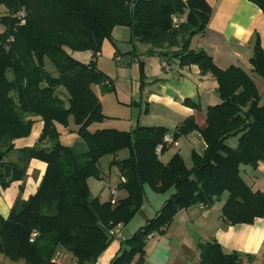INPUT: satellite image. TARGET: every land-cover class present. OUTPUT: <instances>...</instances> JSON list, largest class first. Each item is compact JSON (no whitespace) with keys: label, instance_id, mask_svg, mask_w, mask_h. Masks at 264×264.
Here are the masks:
<instances>
[{"label":"trees","instance_id":"obj_1","mask_svg":"<svg viewBox=\"0 0 264 264\" xmlns=\"http://www.w3.org/2000/svg\"><path fill=\"white\" fill-rule=\"evenodd\" d=\"M250 1L264 12V0ZM0 8L6 10L0 14V186L22 180L32 159L47 163L36 193L17 199L8 218L0 219V252L6 257L25 264H60L55 256L63 248L75 264H95L114 240L110 230L129 223L142 207L146 185L157 193L175 192L153 218L122 240L110 264H144L151 234H163L178 211L196 204L211 207L223 195L226 225L264 219V191H254L242 175V166L257 168L264 162V104L243 68L222 69L207 52L191 49V38L204 34L211 20L207 0H0ZM116 26L130 27L132 40L149 45V52L159 50L178 59L181 67L197 65L201 74L217 81L221 102L208 106L206 125L201 128L189 118L173 134L177 139L200 131L206 148L192 152V167L179 153L168 163L160 160L156 147L168 134L166 127L90 129L107 118L94 87L113 90L97 58ZM77 51L92 52V59H75L71 53ZM47 58L56 75L46 69ZM250 63L264 79L259 37ZM141 78L144 84L142 68ZM33 116L44 122L37 143L16 149L14 141L31 134ZM71 118L88 145L85 153H75L60 140L58 125L68 127ZM235 136L238 144L232 147L227 140ZM123 150L128 156L118 159ZM109 155L114 156L110 166L118 167L125 179L118 188L127 193L114 204L93 197L88 183L101 178L100 160ZM199 249L203 264H240L237 253H224L215 241L201 243Z\"/></svg>","mask_w":264,"mask_h":264},{"label":"crops","instance_id":"obj_2","mask_svg":"<svg viewBox=\"0 0 264 264\" xmlns=\"http://www.w3.org/2000/svg\"><path fill=\"white\" fill-rule=\"evenodd\" d=\"M207 2L213 9L211 20L204 34L191 38V49L207 52L222 69L231 65L239 66L254 79L250 59L254 54L258 37L264 49L263 10L250 0ZM173 50L175 49H170ZM149 51V45L132 40V30L127 26H116L112 40L106 39L103 42L97 64L109 76V85L113 90L104 91L100 86L94 87L107 118L102 123H97L101 128L93 124L90 127L92 131L102 128L132 131L137 126H163L173 135L189 118H193L201 128L206 125L208 106L221 102L215 78L201 74L197 65L181 67L178 59L161 55L159 50L153 53ZM71 54L85 63L92 59L90 51ZM164 63L169 67H165ZM141 68L144 73V84ZM254 81L261 95V103L264 104V79L263 90L260 89L257 80ZM186 100L197 104V107L186 104ZM32 119L34 124L31 134L16 139L14 141L16 149L37 143L44 122L40 116H33ZM58 128L61 132V142L71 147L75 153H85L88 150V145L77 133L78 127L72 118L68 127L58 125ZM63 130L66 132V138L63 136ZM177 141L178 145H170L163 150L160 160L168 163L174 154L179 153L186 165L192 167V164L189 165L187 162L192 152L201 154L206 148L200 131L195 130L182 135ZM172 147H180L181 150L180 152L170 150ZM118 154L117 158L121 159ZM109 156L110 164L114 156ZM113 167L119 172L120 180L109 184L106 200L103 199L105 195L103 191L99 195H94L99 193L95 192L98 180L95 178L88 180L92 196L99 197L103 202L111 199L114 189L117 199L127 195L126 191L118 188L122 177L118 167ZM46 168V162L32 159L22 180L14 181L7 188L0 186V219L8 218L17 199L28 200L36 193ZM242 175L254 191H264V162H259L257 168L242 166ZM174 192L175 189H171L165 193H157L146 185L142 207L129 223L123 225L121 237L115 238L109 244L95 264H110L119 253L122 240L130 238L153 218ZM226 198V195H223L211 207L196 204L178 211L163 234H155L148 240L144 264H203L199 245L213 241L220 244L224 253H237L240 264H264V219L257 217L252 223L226 225L222 217ZM65 255L71 257L75 264V258L71 253L66 252ZM15 262L25 264L23 260H10L0 252V264Z\"/></svg>","mask_w":264,"mask_h":264},{"label":"rangeland","instance_id":"obj_3","mask_svg":"<svg viewBox=\"0 0 264 264\" xmlns=\"http://www.w3.org/2000/svg\"><path fill=\"white\" fill-rule=\"evenodd\" d=\"M4 13H6V10L4 8H0V14H4ZM2 30H4V28L0 27V31H2ZM77 52H85V51H77ZM72 53H76V52H72ZM74 58L79 60V61H81V62H83L82 60H80V59H78L76 57H74ZM45 67H46V69L48 71H50L54 75H56V71L54 69V66L52 65V63L50 62V60L48 58L46 59ZM252 76L254 77L255 80H257L260 89L263 90V78L260 77L259 75L255 74V73H252ZM94 126L98 127V128H101L100 124H95ZM63 136H65L64 138H66V132H64V130H63ZM64 138H63V140H64ZM179 140H180V137H179ZM238 140H239L238 136L231 137V138H229L227 140V143H228V145H230L232 147H236L237 144H238ZM181 141H182V139H181ZM169 149L170 150H176V151H179V152L181 150L180 147H172V148H169ZM76 150H79V149H76ZM77 153L81 154V152L80 153L77 152ZM128 154H129L128 150H123V151L119 152L118 155H119L120 158H125V157L128 156ZM109 160H110V156H105V157H103V159H101V161L99 163L102 176H101V178L97 179L98 180V182H97L98 186H97V189H96L95 192H99V193L98 194H94V195H99L103 191L105 193V195L103 196L104 200H106L105 196H106L107 191L109 190V186H110L109 184L110 183L114 184L118 180H120L119 172L117 171L116 168H114L113 166H112L113 167L112 168L110 166V164L108 163ZM187 162H188L189 165L192 164L191 158H188ZM246 167H250V166H246ZM109 172H111V174ZM65 253L66 252H65V250L63 248L58 249V251L56 253V256H55L56 259L59 262H62V264H73L72 258L66 256ZM14 264H20V262H15Z\"/></svg>","mask_w":264,"mask_h":264},{"label":"built area","instance_id":"obj_4","mask_svg":"<svg viewBox=\"0 0 264 264\" xmlns=\"http://www.w3.org/2000/svg\"><path fill=\"white\" fill-rule=\"evenodd\" d=\"M22 16V15H21ZM20 16V17H21ZM25 20L24 18L20 19V24H24ZM173 22L174 24H178V19L176 17L173 18ZM119 59V57L117 58ZM165 67H169L167 63H164ZM170 145H178V141L177 139L174 138V136L170 133L166 134L164 137V141L163 143H160L157 147H156V152L157 154L160 156L164 150L165 147H168ZM122 181H125L124 178H122ZM115 192L116 190H112V197H111V202L114 204L116 203L117 198L115 197ZM123 227V223H119L118 225H116L114 228H112L110 230V235L115 239V238H120L121 237V229ZM37 236V232L34 231L31 235V241H33V239ZM153 235L151 234L149 236V238H151Z\"/></svg>","mask_w":264,"mask_h":264},{"label":"water","instance_id":"obj_5","mask_svg":"<svg viewBox=\"0 0 264 264\" xmlns=\"http://www.w3.org/2000/svg\"><path fill=\"white\" fill-rule=\"evenodd\" d=\"M229 263H231V261H229Z\"/></svg>","mask_w":264,"mask_h":264}]
</instances>
